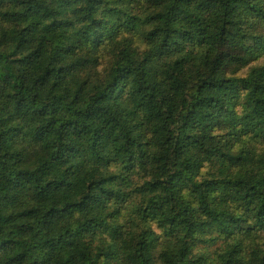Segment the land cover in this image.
<instances>
[{
  "label": "trees",
  "instance_id": "1",
  "mask_svg": "<svg viewBox=\"0 0 264 264\" xmlns=\"http://www.w3.org/2000/svg\"><path fill=\"white\" fill-rule=\"evenodd\" d=\"M0 264H264V0H0Z\"/></svg>",
  "mask_w": 264,
  "mask_h": 264
}]
</instances>
